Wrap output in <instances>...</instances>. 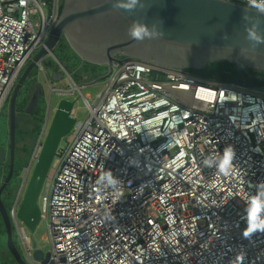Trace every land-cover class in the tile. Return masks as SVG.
<instances>
[{
  "label": "built area",
  "instance_id": "1",
  "mask_svg": "<svg viewBox=\"0 0 264 264\" xmlns=\"http://www.w3.org/2000/svg\"><path fill=\"white\" fill-rule=\"evenodd\" d=\"M60 4L0 0V110ZM85 102L88 115L75 118L66 147H57L38 196L47 262L32 257L12 211L29 264H264V234L241 235L249 183L264 180V88L121 57ZM42 137L20 173L15 208ZM229 144L230 176L203 166ZM105 170L121 180L119 199L97 183Z\"/></svg>",
  "mask_w": 264,
  "mask_h": 264
},
{
  "label": "water",
  "instance_id": "2",
  "mask_svg": "<svg viewBox=\"0 0 264 264\" xmlns=\"http://www.w3.org/2000/svg\"><path fill=\"white\" fill-rule=\"evenodd\" d=\"M141 3L142 8L128 13L123 9L113 8L112 0H61V8L49 29L44 46L24 66L14 83L7 101L8 145L7 148L0 145V219L5 230L6 250L17 264L29 263L12 241V211L14 210L15 218L24 227L30 232L34 230L40 219L37 202L39 193L59 141L70 133L75 116L74 102L61 98L49 118L48 102L38 135V140L43 135L39 153L17 208L13 202L11 210L7 212L1 194L11 180L14 169L16 101L22 104L20 111L33 116L39 110L36 111V108L46 98L43 84H48L49 95L58 90L56 85L62 77L61 70L66 71V61H58L62 69L53 70L49 75L50 79H43V82L33 78L30 71L46 53L52 54L62 39L80 59L107 66V72L103 76H96L90 84H95L108 75L111 65L121 61V57L183 70H197L212 62L225 61L264 73V44L253 48L245 38L246 27L258 18V31L264 34V15L256 14L255 10H249L247 6L230 0H141ZM249 13V19L246 20L244 17ZM133 20L141 21L150 28L155 26L161 33L160 38L133 40L128 34ZM79 83L76 87L80 92L84 85ZM5 161L8 162L6 165ZM4 166L7 167L5 170ZM31 243L34 247L32 257L42 263L47 262L49 254L36 248L34 241Z\"/></svg>",
  "mask_w": 264,
  "mask_h": 264
},
{
  "label": "rangeland",
  "instance_id": "3",
  "mask_svg": "<svg viewBox=\"0 0 264 264\" xmlns=\"http://www.w3.org/2000/svg\"><path fill=\"white\" fill-rule=\"evenodd\" d=\"M61 41H63L65 43V46H64L65 49L59 50L58 47L55 46V48L52 51V54L46 53L42 57V59L37 64H35L33 66V68L31 69L30 75L33 78H37V79H39V81H41V80H43L44 75H50V73L53 70H60L61 69L59 67L58 61H60L62 58V55H61L62 52H66L68 54L69 53L71 54V51L73 52V50L66 44V42L63 39ZM36 52L37 51H35V53ZM73 54L75 57H77V59L73 56V58H71V60L77 61L79 66L76 65L75 63H73L72 61L68 62V66H66V70H67L68 74L70 75V77L65 72H63V70H61L63 72V74H62L60 81L58 82V83H61L60 87H58L59 91L57 93L52 92V93H50V95H49L50 91H47V93H46L47 97L45 98V101H42L39 110L36 112V116H38L40 118L43 116L45 117V112L47 110V106H48V102H49L50 103V111H51V112H49V114H50L49 118H50L53 109L56 107L58 101L61 98H67V99L72 100L74 102L73 108L75 111V115H74L75 118H77L79 120H83L88 115L87 114V106H86V102H85L84 98L87 99V102L89 104H92L95 95L99 91H102L103 82L105 81L107 75L105 77H102L101 79H99L95 84H93L91 86L84 87L85 85H88L89 83L84 84V86L81 87V90L79 92L77 90L78 88L76 87V85L80 84L79 83L80 78H79V75H77V72L75 73V71H77L76 68L79 67V69H81V67H82L84 69L85 65L86 66L94 65L95 69L97 71V76H103L107 72V66L105 64H95V63H90L88 61H84V60L80 59L75 52H73ZM32 57H33V55L30 57L28 62L30 60H32ZM72 89H74V91ZM59 93H61V94H59ZM18 109L20 110L21 107L19 106V102L16 101V110H18ZM42 125H43V123H42ZM39 127H42V126L39 124L37 127V130L39 129ZM69 135H70V133L68 135L64 136L63 138H61V140L59 141L58 147H60V148L66 147V145L68 143ZM29 138L30 137H27V139H25L23 142L25 144V147L31 145V141H28ZM0 145L5 146L6 148L8 145V102H5L3 104L1 110H0ZM57 158H58L57 156L54 157V159L52 161L53 164L51 165L50 168H52L53 165H55L57 163V161H58ZM18 168H20V166L17 167V170H18ZM22 169L19 171V174H18L16 180H12L10 182L9 188H10L11 192H14V190L16 188H17V190L19 188L21 180H19V182H18V177L20 179V173L22 172ZM4 175H5V173L3 174V176ZM1 179H2V177L0 178V181H1ZM17 190H16V192H17ZM16 192H15V194H16ZM3 199L5 201H11V199H9L8 196H4ZM37 202L39 203V200H37ZM12 228H13L12 229V237L15 240V242L17 243L20 252L22 253L18 230H17V227H15L14 223L12 224ZM24 228H25L27 235L30 237V239L35 242L36 248H39L40 250H42V252L44 254L48 255L49 251H50V242H49V239L47 238V228H46V225L43 222V220H40L38 222V224L36 225V227L34 228V230L32 232H30L26 227H24ZM2 229L3 228H2L1 222H0V230H2ZM22 257L24 258V255ZM0 264H14L12 262V260L10 259L9 254L6 250L5 236L1 233H0Z\"/></svg>",
  "mask_w": 264,
  "mask_h": 264
},
{
  "label": "clouds",
  "instance_id": "4",
  "mask_svg": "<svg viewBox=\"0 0 264 264\" xmlns=\"http://www.w3.org/2000/svg\"><path fill=\"white\" fill-rule=\"evenodd\" d=\"M248 5L249 10H255L254 13L264 15V0H248ZM112 7L115 9H123L128 13H132L136 11L137 8H142L143 4L141 3V0H112ZM249 15L250 13L246 14L244 18L248 20ZM259 23L260 20L258 18L256 21L250 22L246 27L245 38L251 43L253 48L260 44H264V34L258 31ZM128 34L133 40L137 41L160 38L161 36V33L156 29L155 26L150 28L148 25L138 20H133L130 23ZM245 51H247V49H245ZM63 72L67 74V70L64 71L63 69ZM67 75L70 77L69 74ZM58 91L59 89L55 90V93ZM117 138L120 139V137ZM105 157H109V152L105 153ZM234 159L235 149L229 144L223 148L222 152L218 151L217 154L206 156L203 159L202 164L206 168H215L219 175L227 177L230 176L234 170ZM97 183L116 192L117 199L123 195V193L119 190L121 180L114 176L111 170H105L104 173L98 177ZM249 187L254 188L255 191L252 192L249 198L246 199L242 216L244 227L241 229V235L244 239L250 240L257 233L264 234V180L258 181L255 184L249 183ZM21 254L23 256V253ZM240 259H242V257Z\"/></svg>",
  "mask_w": 264,
  "mask_h": 264
},
{
  "label": "trees",
  "instance_id": "5",
  "mask_svg": "<svg viewBox=\"0 0 264 264\" xmlns=\"http://www.w3.org/2000/svg\"><path fill=\"white\" fill-rule=\"evenodd\" d=\"M61 8V6H60ZM58 49H65V43L63 41H60L57 45ZM71 51V50H70ZM62 58L59 62L62 61H66L67 62V66H68V62L72 61L71 58H73L74 54L71 51V54L66 53V52H62ZM75 57V56H74ZM77 59V57H75ZM73 63H75L76 65H78L77 61H72ZM90 65V64H89ZM79 66V65H78ZM85 69V70H84ZM84 69L81 67V69L76 68L77 71H85V72H97L95 69L94 65L91 66H84ZM82 70V71H81ZM187 71L204 77V78H208L217 82H223V83H235V84H239L245 87H250V88H261L264 87V73L255 69H251V68H246L240 64H235V63H231V62H225V61H220V62H212L209 65L201 68V69H186ZM20 107H22V104H19ZM43 117H41L40 119H38V123L36 125V127H34V131L30 130V131H25L23 128H18L17 127V131H16V144H15V151H14V169H13V174L11 177V180L9 181V183L6 185V187L4 188L2 194H1V198L4 204V207L6 209L7 212L10 211L12 203H13V199H14V195L15 192L17 190V188L14 190V192H11L9 185L10 182L12 180H16L19 171L27 165L30 155H31V151L33 148V145L35 143V141L38 138V135L41 131V127H39V129L37 130L38 125L40 124L42 126L43 123ZM37 130V131H36ZM27 137H30L28 141H31V145L25 147V144L23 143L25 139H27ZM21 162V163H20ZM20 164V165H19ZM17 170V167H19ZM22 167V168H21ZM19 177H18V182H19ZM4 196H8L9 199H11V201H5L3 198ZM1 222V226H2V230H0V233L3 234L5 236V230L3 227V223L0 219ZM12 227H11V231H12ZM12 241L15 245V247L19 250L17 243L15 242V240L12 237ZM20 251V250H19ZM8 252V251H7ZM10 259L12 260V262L14 264H17L15 262V260L13 259V257L10 255V253L8 252Z\"/></svg>",
  "mask_w": 264,
  "mask_h": 264
},
{
  "label": "flooded vegetation",
  "instance_id": "6",
  "mask_svg": "<svg viewBox=\"0 0 264 264\" xmlns=\"http://www.w3.org/2000/svg\"><path fill=\"white\" fill-rule=\"evenodd\" d=\"M59 10H60V7H59ZM77 72V75H79V81L84 84H88V85H85V86H91L93 84H90V82L97 76V72H80V71H75V73ZM45 101V100H44ZM42 103V102H41ZM40 103V104H41ZM40 108V106H39ZM39 108H36V111L39 109ZM35 111V112H36ZM49 112H51L49 110ZM16 121H17V127L18 128H23L25 131H30V130H33L34 127H36L37 123H38V119H40V117L36 116V113L32 116V115H27V114H24L22 111H20L19 109L16 110ZM6 158H8V153L6 152ZM6 163H8L7 161H5V165ZM4 170L7 168L6 166H4ZM2 182V179L0 181V184Z\"/></svg>",
  "mask_w": 264,
  "mask_h": 264
},
{
  "label": "crops",
  "instance_id": "7",
  "mask_svg": "<svg viewBox=\"0 0 264 264\" xmlns=\"http://www.w3.org/2000/svg\"><path fill=\"white\" fill-rule=\"evenodd\" d=\"M46 78H49L50 79V76L49 75H46V76L44 75V78H43L44 81H45ZM41 81L43 82V80H41ZM60 85H61V83H57L56 87H60ZM43 86L45 88V97H47L46 93H47V91H49V86H48V84H46V85L43 84ZM7 101L8 100H6L5 102H7Z\"/></svg>",
  "mask_w": 264,
  "mask_h": 264
},
{
  "label": "bare ground",
  "instance_id": "8",
  "mask_svg": "<svg viewBox=\"0 0 264 264\" xmlns=\"http://www.w3.org/2000/svg\"><path fill=\"white\" fill-rule=\"evenodd\" d=\"M261 88H264V87H261ZM84 100H86V98H84Z\"/></svg>",
  "mask_w": 264,
  "mask_h": 264
}]
</instances>
